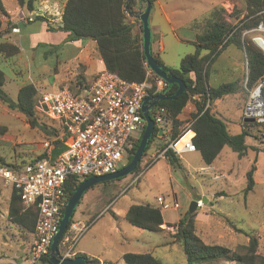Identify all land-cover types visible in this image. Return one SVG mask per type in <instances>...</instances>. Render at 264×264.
<instances>
[{
	"label": "rangeland",
	"instance_id": "rangeland-1",
	"mask_svg": "<svg viewBox=\"0 0 264 264\" xmlns=\"http://www.w3.org/2000/svg\"><path fill=\"white\" fill-rule=\"evenodd\" d=\"M2 2L6 10L17 9L13 0H2ZM161 4L168 5V9L180 7L178 10L167 12L169 14L175 12L179 15L180 18L171 16L174 22L190 25V28L184 27L177 30L178 36L183 40L197 33V29L193 28L195 24L207 26L211 15L215 12L222 15L236 29L241 26L240 21L246 14L245 3L242 0H161ZM24 12L27 16L23 20L26 21L27 26L23 31L20 29V33L13 32L15 25H18L16 22L22 20L23 15L19 17L15 15L12 21L10 13L8 18L2 16L4 26L0 31V42L21 45L24 49L23 51L21 48V52L13 57L0 55V70L5 75L3 89L13 101L17 100L21 87L27 84L37 88V98L42 92L58 91L65 83L58 86L56 81L65 75L66 69L74 66L71 59L80 46L79 43L72 44L68 39L65 40L63 33L57 35L48 31L43 23H31L30 19H33L30 17L31 13L29 14L25 9ZM156 26H161V30L156 31ZM150 27L153 32L152 41L156 45L157 40L163 43L161 58H166L175 67L179 68L184 57L196 52L195 45L179 42L162 16L157 3H155V13L150 18ZM258 34L249 33L247 36L243 34L242 39L247 45L250 44L257 49L251 38ZM53 38L60 41L58 45L52 44ZM223 66L224 61H219L213 67L214 71L210 73L213 84L219 86L241 79V76L233 78L227 73L216 76V71L221 70ZM58 71L59 74H56ZM236 72L238 75L241 74V64ZM64 77L67 79L66 83L74 78L69 75ZM86 80L90 83L91 77L88 76ZM246 82L247 79L245 84ZM215 106L219 114L227 120L236 117L239 112L238 102L234 98L217 101ZM37 117L40 125L56 127L59 125L39 113ZM171 127V124L167 126L165 135L163 137L160 135V139H157L143 155L140 167L144 174L139 180L134 182L133 179L137 175H129L120 180L100 183L88 192L87 197L77 206L73 218L89 224L91 228L89 232L78 236L74 243L90 247L92 253L102 259L105 264H125L122 257L127 253H152L164 264H187L182 248L173 238L177 232L176 227L166 226L163 228V233L138 229L126 221L123 211L130 205L154 204L157 197H163L171 206L175 201L179 203V209L171 206L168 209H162L165 222L177 224L181 217L189 212L191 204L199 199L200 207L197 209L196 217L197 234L205 243L225 246L232 250L240 245H247L250 238L245 233L233 229L230 225L232 223L238 229L258 238V253L264 256V178L258 186L256 185L252 193L247 197L244 195L246 173L256 155L252 147L257 145L264 150V133L261 128L258 125L249 128L253 137L246 139L251 148L245 157L240 158L237 153L226 147L222 152L221 161L216 162L219 170L209 173L202 171L201 168L206 166L197 151L180 155L182 170L169 166L163 158L150 163L161 147L172 140ZM185 127L183 124L180 130L183 131ZM255 136L257 139L254 138ZM52 141V136H46L39 127H32L26 116L17 110L10 109L0 100V158H3L6 163H28L46 153L44 143ZM53 155L56 156L55 151ZM232 163L234 164L231 168L233 179L230 181L223 174L228 171ZM261 165V175L264 176V160ZM217 176L222 177L215 179ZM0 182L2 183L1 180ZM222 194L224 195L221 196ZM110 199L114 200L112 203L114 208L108 210L109 207L104 210ZM7 205L9 206L2 199L0 264H16L19 262L17 258L22 240L19 228L8 220ZM114 211L119 216L114 215L112 213ZM94 236L96 239L93 238ZM220 264L236 263L222 262Z\"/></svg>",
	"mask_w": 264,
	"mask_h": 264
},
{
	"label": "trees",
	"instance_id": "trees-1",
	"mask_svg": "<svg viewBox=\"0 0 264 264\" xmlns=\"http://www.w3.org/2000/svg\"><path fill=\"white\" fill-rule=\"evenodd\" d=\"M13 1L18 8L27 10L29 14L31 13L30 17L33 18V13H39L38 6L43 0ZM145 1L150 2L152 6L156 2V0ZM242 1L245 3L246 14L243 20L240 21L241 26L236 29V27H233L227 22L222 15L217 12L213 13L208 22L206 31L197 37L196 52L184 57L179 68L175 69L167 67L160 59L155 57L160 66L168 74L177 76L187 85V90L183 95L179 96L176 100L160 102L156 107V110L161 108L166 109L167 126H170V124L172 126V140H175L180 136V127L183 124L187 121H192L191 129L195 132L193 142L196 151L200 153L204 165L208 167L213 166L216 163L226 147H229L233 152L237 153L240 158L245 157L248 150L251 148L247 144L246 139L248 137H253L249 131L250 127L258 125L261 128L262 133H264V124L255 122L244 123L242 132L239 134H233L228 129L225 121L213 111V104L216 101L224 99L230 94L236 93L239 89V86L236 83H224L218 87L210 85V68L217 57L228 46L235 45L245 52L244 63H247L248 74L247 76L245 75L247 85L245 84L242 88L246 103L249 100L250 90L256 87L260 82L264 83V54L252 45H247L242 39V35L245 31L254 29L261 22H264V0ZM133 3L134 0H67L63 13L61 14V24L63 26L60 27L59 30L68 35L67 39L69 41H95L100 59L104 65V70L115 73L129 82H142L147 78V62L143 50L142 24L141 22H136L141 25V30L137 32L135 30L136 23H133L128 16ZM2 16L8 18L10 17V14L7 12L2 0H0V31L4 26ZM38 21L48 23V19L45 16L40 15L30 22L34 23ZM26 26L27 25H25V27ZM48 31H54V29L48 25ZM21 48V45L18 46L17 44L0 42V55L13 57L21 52ZM65 84H67L75 94L80 93L81 89L89 87L83 73H80ZM4 86L5 75L4 72L0 70V100L7 104L10 109L17 110L26 116L32 127H39L46 136H52V140L56 144L67 138L66 132L62 130L60 125L57 127L53 125L48 126L46 124L40 125L37 117L38 112L36 111L38 90L34 85L27 84L21 87L16 101H13L6 94L3 89ZM178 89L179 86L176 84L168 85L165 92L168 96H173ZM196 95L199 96V100L193 101V97ZM261 100L264 103V84L261 88ZM192 101L195 104L194 112L190 114L189 119L184 121L182 117L189 103ZM208 101L210 102V107L205 110ZM154 112L155 110L151 113L152 118H154ZM145 129L146 126L144 127L141 137L135 143L134 150L126 157L122 167L128 165L133 160L143 138ZM254 138H256V136ZM157 139H160V130L158 128L155 129L145 152L155 144ZM167 147L168 143L163 145L161 150L157 152L155 156ZM252 150L257 154L264 152V150L256 147H252ZM57 153L58 152H56V154ZM47 156L46 152L28 163L22 162V164H9L6 163L3 158H0V166L19 171L27 164L45 159ZM165 158L174 169H183L180 156L172 150H168L165 153ZM152 162L153 160L150 161V163ZM141 171L139 164L131 175H139ZM256 171L257 157L246 173V187L244 189L245 197L252 193L257 185L255 181ZM87 179L90 178L80 180L76 177H71L68 179V201L79 185ZM223 195L224 194L221 196ZM197 201H199V199ZM66 206L62 210V218ZM37 214V208H25L21 199L20 191L12 188L9 200V222L20 228L22 231L32 234L35 230ZM197 215V211L193 214L187 212L181 217L177 224H166L163 212L159 205L157 203H147L131 205L126 213L125 219L129 224L138 229L154 233H163L164 225H167L168 227H176L177 232L173 235V238L182 248L187 264H220L222 262H234L236 264H264V256L258 253V238L238 229L232 223H230V225L233 229L240 233H245V235L250 238L247 245H240L235 250H232L225 246L205 243L197 234ZM73 221L72 218L70 224ZM70 224L60 240L59 248H61V243L69 233ZM76 257H83L87 264L101 263L99 259L83 253H78ZM123 261L125 264H164L161 259L155 257L152 253H127L123 256ZM43 262L51 264L49 257L45 258Z\"/></svg>",
	"mask_w": 264,
	"mask_h": 264
},
{
	"label": "built area",
	"instance_id": "built-area-1",
	"mask_svg": "<svg viewBox=\"0 0 264 264\" xmlns=\"http://www.w3.org/2000/svg\"><path fill=\"white\" fill-rule=\"evenodd\" d=\"M30 20L33 21L34 18ZM13 32L20 33L19 25H15ZM249 33H259L253 36L251 41L264 53V22L254 29L245 31L244 36ZM263 84L260 82L250 90L249 100L244 108L245 119L253 118L262 124H264V103L261 100ZM168 85L147 65V78L142 82H129L115 73L103 70L88 88L81 89L78 94H75L67 84L58 91L40 94L36 111L57 122L66 132L67 138L58 144L54 141L45 142L47 158L29 163L19 171L0 166V179L4 185L20 191L25 208L35 207L38 211L33 240L27 250L25 264H42L45 258H50L52 243L63 219L62 210L68 203V179L76 177L84 180L119 170L126 157L134 150L135 143L146 126L142 112L144 100L166 93ZM194 100H199V96H194ZM209 107L208 101L205 110ZM154 110L153 119L163 137L167 127V111L165 108L156 110L155 107L150 112ZM191 127L192 121L177 139L171 140L165 150L154 156L153 162L165 158L168 150L179 156L195 152L193 142L195 132ZM188 133L193 135L180 144ZM53 151L58 152L56 156L53 155ZM143 174L144 171L133 181L139 180ZM156 202L163 209L171 206L163 197H157ZM171 207L179 209L180 205L175 201ZM86 230L87 226L79 221L70 224L69 233L61 243L65 248V253L62 254L64 258H76L74 241ZM71 234L74 235L71 237Z\"/></svg>",
	"mask_w": 264,
	"mask_h": 264
},
{
	"label": "crops",
	"instance_id": "crops-1",
	"mask_svg": "<svg viewBox=\"0 0 264 264\" xmlns=\"http://www.w3.org/2000/svg\"><path fill=\"white\" fill-rule=\"evenodd\" d=\"M66 3H67V0H43L38 6V12L39 13H34V17H33L34 19L38 15L47 17L48 23L43 22V21H38V22L43 23L44 26L46 27V29H48V25H50L54 29V31H51L54 34H57V35H59V33L65 34V37H64L65 40L68 38V35L66 33L60 31L59 29L61 27L60 26L61 14L63 13V9H64ZM155 3H157L159 5V9L162 12V16L165 18L166 23L170 27V30L175 34V36L178 38L179 42H188V43H191V44L196 46L197 37L199 35H202L206 31L207 26H205V24L202 26L201 25L198 26V24H195V26H193V28L197 29V33H193L190 36V38H186L184 40L180 39V37L177 34V30L182 29L184 27L190 28V25L174 22L172 20L171 16L173 15L175 17L180 18L179 15H177V13H175V12H172L171 14H169L167 12V11H172V10H178V9H180V7L177 6V7H172V8L168 9V5L164 6L163 4H161V0H156ZM155 3L152 7L150 18H152L154 13H155ZM141 5H142L141 0H134L132 9L129 11V14H128L129 19L133 23L140 22L135 18V16L140 12ZM7 11H8V13H10L12 15V21L14 20L15 15L17 17H19V15H23L22 20H19L18 22H16L19 25L20 29L23 31V29L25 28V25H27L26 21L23 20V19H25L24 17L27 16V14H25L24 10L17 7L16 10H8L7 9ZM21 24H23V25L21 26ZM155 28H156V31L161 30V26H156ZM135 30L137 32H139L141 30V25L136 23ZM198 32H200V33H198ZM152 35H153V32H152ZM53 40H54L52 43L53 45H58L60 42L59 40H57L55 38H53ZM156 42H158L157 45L153 41L151 44V51H152L153 56L160 59L164 63V65H166L167 67L177 69V67H175L173 63H170L166 58H161L160 53L163 51L164 46H163L162 42H160L158 40ZM71 43L72 44H74V43L78 44L79 43L80 46H79L77 52L75 53V55L73 56V58L71 59V62L74 63V66L69 67V69H66L67 71L65 72V75L66 76L69 75V77H75V76L79 75L80 73H83V75L85 76L86 79L88 76L91 77V82L90 83L87 82V84L91 85L93 83V81L95 80L96 76L101 71L104 70V65L100 59V55H99V52L97 49V44L95 41H92V40H76V41H71ZM156 48H157V50H156ZM232 49H234V50H232ZM22 50L24 51L23 48H22ZM229 51H231V53ZM227 53H230V54H227ZM204 54H205V52H204ZM244 59H245V52L242 51L241 49H239L235 45H230L217 57V59L215 60V62L213 63V65L211 66L210 71H209V81H210V85L213 87H218V86L213 84V82L211 80L210 73L212 71H214L213 67L219 61H224V66L221 70L216 71V73H217L216 76H219L221 74H226V73L230 77H233V78L234 77L237 78L238 76H241V79L238 78L234 81L228 82V83L238 84V86H239L238 91L234 94H230V95L226 96L224 99L219 100V101H226L230 98H234L235 101L238 102V110H239L238 115L236 117H233L232 119L227 120L219 114L217 107L215 106V103L213 104V111L216 112L225 121V123L228 126V129L233 134L241 133L243 130V124L246 123L245 122L246 119L244 118V108H245L246 102H245V98H244L245 95H244V91H243L242 87L245 85V75L247 76V74H248V68H247V63L246 64L244 63ZM240 64H241L242 72L240 75H238L236 71H237L238 66H240ZM56 74H59V71ZM64 76H62L59 80L56 81V84L58 86H60V84H62L63 82L66 83L65 80H67V79ZM220 85H222V84H220ZM194 109H195L194 102H190L187 109L185 110V113H184L182 119L184 121L189 119L190 114L194 112ZM189 122L190 121H187L185 123L186 127H187ZM253 146L256 148H259V146H257V145H253ZM221 157H223L222 153L216 162L221 161ZM256 157H257V171L255 174V181H256V184L258 186L260 184V182L262 181V179L264 178V176L261 175V172H262L261 163L264 160V152H260L258 154L256 153L255 158ZM163 159L167 161L166 158H163ZM168 164H169V162H168ZM233 165L234 164L232 163V165H230V168L228 167L229 168L228 171L225 172V174H223V176L224 175L227 176L230 179V181L233 179L232 178L233 176L231 175L232 174L231 168H233ZM169 166H171V165L169 164ZM201 169H202V171H207L209 173L216 172V170H219L218 167L216 166V163L213 166H210V167L206 166V167H202ZM221 177L222 176H217L215 179H220ZM229 179H228V181H229ZM228 183H230V182H228ZM9 190H10V192H9ZM89 191H91V189L88 190L86 194H84L83 199H85L87 197ZM10 197H11V188L5 186L3 181H2V183L0 182V205H1L2 199H4L6 204H9ZM113 202H114V200L110 199L108 206L104 210L108 209L109 207L110 208L108 210H112L114 208V204L112 205ZM155 203H157L156 200H155ZM129 207L123 211L124 217L126 216V213L129 209ZM159 207L161 208V210L163 209L160 205H159ZM8 213H9V206H8L7 216H8ZM112 213L116 216H119L118 213H116V211H114ZM73 220L79 221L82 224H84L85 226H87V230L84 233L89 232V230L91 228L89 224H85L80 220H75L74 218H73ZM166 226L167 225H164L163 228H165ZM19 231H20V235H21L20 239L22 240V242H21L22 245L19 247V251H18L19 253H18L17 259L19 260V262H16V264H25L26 253H27V250H28L32 240H33V233L28 234V233L22 231L20 228H19ZM70 236L72 237V234ZM78 236H81V235H78ZM93 238L96 239L95 236ZM60 252H61V254H64L65 248L61 246ZM74 252L76 254H78V253L87 254L90 257L99 259L101 262L100 264H105V262L102 259L96 257L92 253L93 252L92 249L88 246H85V245L80 246L79 243H77L75 246ZM42 263L48 264L46 262H42Z\"/></svg>",
	"mask_w": 264,
	"mask_h": 264
},
{
	"label": "water",
	"instance_id": "water-1",
	"mask_svg": "<svg viewBox=\"0 0 264 264\" xmlns=\"http://www.w3.org/2000/svg\"><path fill=\"white\" fill-rule=\"evenodd\" d=\"M152 4L150 2H146L145 0L142 1L140 12L135 16V18L141 22L142 24V32H143V50L144 56L146 58V62L148 67L160 78L166 81L169 85H178L179 89L173 96H168L166 93H162L156 97H148L143 102V116L146 122V129L137 149L133 160L126 166L122 167L121 169L117 170L114 173L107 174L100 177H92L83 181L72 197L69 199L67 206L64 211L63 219L60 223L59 231L56 237L53 240L52 247H51V255H50V262L51 264H87L86 260L83 257H76L74 259L71 258H64L60 252L59 243L62 239L63 235L68 229L71 219L73 218L74 212L76 211L77 206L80 204L84 194L93 186L109 182L120 180L126 178L127 176L131 175L143 158L145 154L146 148L151 140L155 129L156 124L154 119L151 116V109L158 106V104L162 101L166 100H176L179 96L183 95L187 90L186 83L178 78L175 75L168 74L157 62L155 57L151 52V44H152V31L150 27V15L152 11ZM23 24H21L22 26ZM62 27L63 25L60 24ZM246 123H255L256 120L253 118H248L245 120ZM161 135V133H160ZM61 144V148H62ZM199 208V202L194 201L189 209L191 214L195 213Z\"/></svg>",
	"mask_w": 264,
	"mask_h": 264
},
{
	"label": "bare ground",
	"instance_id": "bare-ground-1",
	"mask_svg": "<svg viewBox=\"0 0 264 264\" xmlns=\"http://www.w3.org/2000/svg\"><path fill=\"white\" fill-rule=\"evenodd\" d=\"M193 134L192 133H188L181 141L180 144H182L184 141H186L187 139H189Z\"/></svg>",
	"mask_w": 264,
	"mask_h": 264
}]
</instances>
